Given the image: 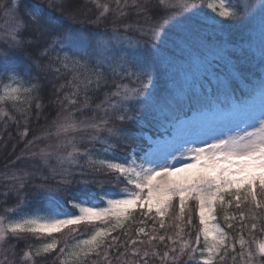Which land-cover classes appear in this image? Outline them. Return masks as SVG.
<instances>
[{"label":"snow or ice","instance_id":"snow-or-ice-1","mask_svg":"<svg viewBox=\"0 0 264 264\" xmlns=\"http://www.w3.org/2000/svg\"><path fill=\"white\" fill-rule=\"evenodd\" d=\"M0 20V264H264V0Z\"/></svg>","mask_w":264,"mask_h":264},{"label":"trees","instance_id":"trees-1","mask_svg":"<svg viewBox=\"0 0 264 264\" xmlns=\"http://www.w3.org/2000/svg\"><path fill=\"white\" fill-rule=\"evenodd\" d=\"M41 124H43L44 122L41 121ZM219 215H222V213H220ZM132 227H135V225H133ZM55 239H57L58 241H60L61 243H63L64 239H65V235L64 234H56L54 236ZM82 238H87V236H84ZM75 241H69V244H73ZM55 256V253L52 254V257ZM52 257H48L47 259L45 258H41V264H50V261L52 259Z\"/></svg>","mask_w":264,"mask_h":264},{"label":"rangeland","instance_id":"rangeland-1","mask_svg":"<svg viewBox=\"0 0 264 264\" xmlns=\"http://www.w3.org/2000/svg\"><path fill=\"white\" fill-rule=\"evenodd\" d=\"M4 22H3V20H0V25H2ZM75 243V242H74ZM71 246V245H70Z\"/></svg>","mask_w":264,"mask_h":264}]
</instances>
